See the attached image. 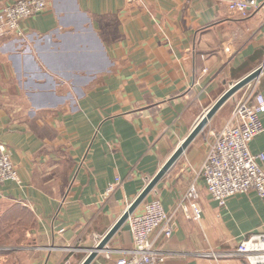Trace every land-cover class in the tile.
I'll return each instance as SVG.
<instances>
[{
	"label": "crops",
	"instance_id": "1",
	"mask_svg": "<svg viewBox=\"0 0 264 264\" xmlns=\"http://www.w3.org/2000/svg\"><path fill=\"white\" fill-rule=\"evenodd\" d=\"M228 1L49 0L0 35V141L20 175L0 184V264H80L230 82L264 63V0L248 16ZM224 104L144 200L172 211L200 191L201 217L179 209L160 237L163 264H247L237 243L264 230L263 196L220 205L199 174ZM250 149L264 151V131ZM132 245L126 221L91 264Z\"/></svg>",
	"mask_w": 264,
	"mask_h": 264
},
{
	"label": "built area",
	"instance_id": "2",
	"mask_svg": "<svg viewBox=\"0 0 264 264\" xmlns=\"http://www.w3.org/2000/svg\"><path fill=\"white\" fill-rule=\"evenodd\" d=\"M48 2L15 0L0 7V35L22 33L21 21L44 11ZM258 5V0L228 1L231 11L244 16H248ZM257 80L244 86L227 121L219 130L212 132L213 141L200 167L199 174L211 198L220 205H225L228 198L237 193L256 191L264 197V151L253 153L250 149L254 137L264 131L260 117L264 112V94L258 88ZM12 153V147L0 141V184L6 180L20 179ZM117 179L109 186V192L120 182V177ZM199 194L196 183H191L172 211H167L159 198L144 201L141 209L135 210L127 219L133 245L125 250L117 264H163L167 256L158 248L160 237L173 233L179 209L187 212L191 209L195 218L201 217ZM235 250L247 264H264V230L245 235Z\"/></svg>",
	"mask_w": 264,
	"mask_h": 264
},
{
	"label": "water",
	"instance_id": "3",
	"mask_svg": "<svg viewBox=\"0 0 264 264\" xmlns=\"http://www.w3.org/2000/svg\"><path fill=\"white\" fill-rule=\"evenodd\" d=\"M264 71V63L253 69L237 81L230 82L229 87L220 95V97L206 110L201 116L196 125L192 128L190 133L183 139L182 143L175 149L173 154L167 159L159 171L149 180L147 185L137 195V197L130 203L123 214L115 221L110 229L101 237L98 243L89 248L88 255L80 264H91L92 261L101 253L109 250V242L117 231L126 223L129 215L133 213L138 206L145 200L148 194L153 190L159 180L168 172L172 165L177 161L189 144L196 138V136L203 130L210 119L216 114L223 104L230 99L237 91L243 88L250 81L258 78Z\"/></svg>",
	"mask_w": 264,
	"mask_h": 264
},
{
	"label": "rangeland",
	"instance_id": "4",
	"mask_svg": "<svg viewBox=\"0 0 264 264\" xmlns=\"http://www.w3.org/2000/svg\"><path fill=\"white\" fill-rule=\"evenodd\" d=\"M244 89H245V87L242 88L241 90H239V91L236 92V93H237V100L241 97V95H242ZM237 100L235 101V100H233V98H230V99H229V102H226L227 104H224V105L227 106V105H229L230 103H232V104H233L232 106H234V104H236ZM217 119H218V115H215V116L210 120V122H209L210 125H207L206 127H204V129H203V131H202V134L205 133V131H208L209 129H211L213 126H215L214 124L216 123ZM211 124H212L213 126H212ZM216 126H217V125H216ZM213 128H214V127H213Z\"/></svg>",
	"mask_w": 264,
	"mask_h": 264
}]
</instances>
